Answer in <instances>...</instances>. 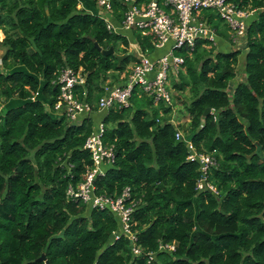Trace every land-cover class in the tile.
<instances>
[{"label": "trees", "instance_id": "1", "mask_svg": "<svg viewBox=\"0 0 264 264\" xmlns=\"http://www.w3.org/2000/svg\"><path fill=\"white\" fill-rule=\"evenodd\" d=\"M121 1L112 0L116 11ZM231 2L256 10L247 20L243 80L235 79L240 50L198 39L174 50L183 63L170 76L171 103L135 85L127 106L96 114L114 158L102 164L95 193L131 189L130 229L141 249L134 256L127 236L114 239L120 223L112 211L66 192L92 166L83 145L98 119L71 122L54 105L57 77L70 68L85 78L76 98L97 112L104 86L125 81L136 51L106 29L95 0H0V264H45L42 254L48 264H264V0ZM201 16L229 37L214 9ZM130 36L151 59L169 47L156 49L153 34ZM119 53L126 56L118 63ZM188 142L215 158L205 182L213 189L197 188L202 172L187 159Z\"/></svg>", "mask_w": 264, "mask_h": 264}, {"label": "built area", "instance_id": "2", "mask_svg": "<svg viewBox=\"0 0 264 264\" xmlns=\"http://www.w3.org/2000/svg\"><path fill=\"white\" fill-rule=\"evenodd\" d=\"M123 9L116 11L112 0H95L97 16L105 22L106 29L126 36L133 31L142 34H153L152 38L156 49L169 45L167 50L155 59L143 53L136 42H132V50L136 51L138 62L130 69L125 81L104 86V93L98 100L99 111H106L114 104L127 106L132 89L138 85L142 92L152 97L155 102L171 103L172 95L169 89L171 74L177 72L178 66L183 63V57L174 53L177 48H192L198 39H207L217 44L218 35L211 28L205 18L201 16L204 9H214L219 18L227 25L231 45L240 47L242 40L246 39L247 20L255 9L245 11L239 9L231 0H122ZM264 10V8H263ZM119 12L121 17L116 20ZM85 78L79 72L70 68L61 70L57 77L59 87L58 99L54 105V113L65 114L71 122H80L83 118L91 116L94 110L85 101L76 98L74 87L83 83ZM105 126L102 121L86 137L83 147L91 155L92 166L86 170L85 179L74 189L71 185L67 194L72 198H81L84 203L98 209H108L119 219L120 228L113 232L114 239L125 235L131 241L133 255L141 252L135 244L136 235L131 231L132 212L135 202L131 189L126 186L116 196L95 193L94 180L103 175V163H112L114 151L112 146L103 142ZM181 134L176 133V137ZM188 156L190 161H198L202 176L197 183L198 189H204L207 171L215 164V158L208 154L197 153L193 145L188 142ZM159 249H174V244L160 243ZM148 262L154 259V253H147Z\"/></svg>", "mask_w": 264, "mask_h": 264}, {"label": "crops", "instance_id": "3", "mask_svg": "<svg viewBox=\"0 0 264 264\" xmlns=\"http://www.w3.org/2000/svg\"><path fill=\"white\" fill-rule=\"evenodd\" d=\"M255 14H256V12H253V14L248 17V20H250L252 17H253V19L256 18ZM130 33L131 32L128 33L129 36H128L127 39L129 41V47L132 48V42H135V41L133 39V36H130ZM0 34H1V36H0V40H1V39H3V36H4L1 30H0ZM229 42H230L229 37L228 38H224V37L218 35L216 48L223 49V50H226V51L227 50H240L241 51L240 57L245 54V52L247 50L246 40L245 41L242 40V43H241V46L240 47H235V46L231 45ZM244 78L245 77L243 76L242 78H238V79L240 81V80H243ZM105 112L104 111H99V110H97V112H93L92 115H91L93 121L96 120V119H98L96 117V114H98V113L104 114ZM98 121H101V120L98 119Z\"/></svg>", "mask_w": 264, "mask_h": 264}, {"label": "water", "instance_id": "4", "mask_svg": "<svg viewBox=\"0 0 264 264\" xmlns=\"http://www.w3.org/2000/svg\"><path fill=\"white\" fill-rule=\"evenodd\" d=\"M94 45H95V46L97 47V49H98L99 51H101V53H102L103 55H105V56L114 53V47H113V46H110V47L107 48V49H102L100 46H98L97 43H94ZM115 56H116V58H117V60H118V63H119V62H120V61H121L126 55H124V54H116ZM209 111H210V108L207 107V108L204 110V114H207ZM38 259H39V260H44V261H45V264H48V262L45 260V256H44V254H42Z\"/></svg>", "mask_w": 264, "mask_h": 264}, {"label": "rangeland", "instance_id": "5", "mask_svg": "<svg viewBox=\"0 0 264 264\" xmlns=\"http://www.w3.org/2000/svg\"><path fill=\"white\" fill-rule=\"evenodd\" d=\"M230 43V42H229ZM231 44V43H230ZM128 50H130V51H133L130 47H128ZM1 53H2V50H1V48H0V56H1ZM119 54H121V53H119ZM240 60V62H239V64H237V67H238V71H237V75H236V80L238 81L239 79L238 78H242L243 77V75H242V73H241V69H242V57L239 59ZM239 65V66H238ZM1 67V66H0ZM169 89H170V79H169ZM105 112V111H104ZM174 116L177 118V112H174ZM183 116V115H182ZM182 116L180 117V118H182ZM178 117H179V114H178ZM181 120V119H180ZM181 121H184V119H182Z\"/></svg>", "mask_w": 264, "mask_h": 264}]
</instances>
